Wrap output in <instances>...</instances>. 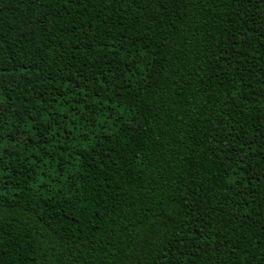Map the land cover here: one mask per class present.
I'll use <instances>...</instances> for the list:
<instances>
[{"label": "trees", "instance_id": "16d2710c", "mask_svg": "<svg viewBox=\"0 0 264 264\" xmlns=\"http://www.w3.org/2000/svg\"><path fill=\"white\" fill-rule=\"evenodd\" d=\"M0 264H264V0H0Z\"/></svg>", "mask_w": 264, "mask_h": 264}]
</instances>
